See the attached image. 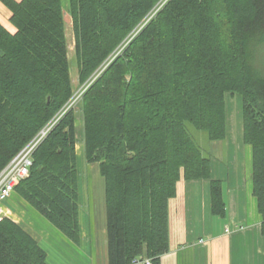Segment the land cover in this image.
<instances>
[{
	"label": "trees",
	"instance_id": "obj_1",
	"mask_svg": "<svg viewBox=\"0 0 264 264\" xmlns=\"http://www.w3.org/2000/svg\"><path fill=\"white\" fill-rule=\"evenodd\" d=\"M159 0H0V171L68 103ZM65 16L73 34L69 59ZM264 0H167L81 100L84 158L104 179L107 264L169 250V201L180 180L209 179L210 213L226 216L209 140L227 134V96L241 101L243 142L264 236ZM77 67V83L71 64ZM74 111L32 153L15 191L73 242L80 237ZM0 264H48L37 240L0 221Z\"/></svg>",
	"mask_w": 264,
	"mask_h": 264
},
{
	"label": "crops",
	"instance_id": "obj_2",
	"mask_svg": "<svg viewBox=\"0 0 264 264\" xmlns=\"http://www.w3.org/2000/svg\"><path fill=\"white\" fill-rule=\"evenodd\" d=\"M8 19L0 2V23L13 31ZM75 127L77 132L76 122ZM242 131L240 105L236 112L227 108L225 156L222 160L211 156V178L221 181L226 216L210 213L209 179L180 180L169 201V250L159 264H264L262 218L250 180L251 149L244 144ZM76 138L78 242L63 235L15 191L3 204L10 219L37 240L48 264H107L104 179L98 163L85 160L83 142Z\"/></svg>",
	"mask_w": 264,
	"mask_h": 264
},
{
	"label": "rangeland",
	"instance_id": "obj_3",
	"mask_svg": "<svg viewBox=\"0 0 264 264\" xmlns=\"http://www.w3.org/2000/svg\"><path fill=\"white\" fill-rule=\"evenodd\" d=\"M167 0H159L155 6L142 18V20L129 32V34L123 39V41L110 53L109 56L101 63V65L93 72V74L82 84L77 85V67L74 63L71 64V78L74 86H76L75 90L73 91V95L71 96L74 100L75 96L79 97L77 100H74V104L71 106L72 110L74 111L75 122L77 125V137L78 141L83 142V135H82V114H81V100L84 92L87 90L89 85H91L96 78H98L101 73L109 66L112 60L121 54L125 46L130 42V40L147 24V22L153 18L156 12L163 6V4ZM66 22V39L68 44V56L69 59L72 60L73 58V34L70 25V20L68 16H65ZM115 54V55H114ZM114 55V56H113ZM113 59H112V58ZM112 59V60H110ZM109 61V62H108ZM109 63V64H108ZM254 63L258 67H262L264 69V42L260 44L254 54ZM105 65V66H104ZM227 108L228 110L236 112L239 109V105L241 107L240 98L237 95L234 96H227ZM61 112V111H60ZM60 112L55 115L53 120L60 115ZM189 131L191 135L194 137L196 142L200 145L203 152L207 154L209 152L212 156H214L215 160H222L224 155L223 149V141H213L209 140L206 133L202 130H197L192 127H189ZM77 139V138H76ZM10 161V160H9ZM84 165V163H83ZM90 173L89 171L87 172ZM99 174V173H98ZM100 176V175H99ZM209 189V187H208ZM10 218V217H9Z\"/></svg>",
	"mask_w": 264,
	"mask_h": 264
},
{
	"label": "built area",
	"instance_id": "obj_4",
	"mask_svg": "<svg viewBox=\"0 0 264 264\" xmlns=\"http://www.w3.org/2000/svg\"><path fill=\"white\" fill-rule=\"evenodd\" d=\"M78 98L75 96L74 100ZM52 125L53 123L44 125L0 171V221L11 217L10 211L4 206L3 202L11 195L15 185L28 176L29 168L32 164V153L48 134ZM142 261L145 264H151L148 258H144Z\"/></svg>",
	"mask_w": 264,
	"mask_h": 264
},
{
	"label": "bare ground",
	"instance_id": "obj_5",
	"mask_svg": "<svg viewBox=\"0 0 264 264\" xmlns=\"http://www.w3.org/2000/svg\"><path fill=\"white\" fill-rule=\"evenodd\" d=\"M115 55V54H114ZM113 55V56H114ZM112 58V57H111ZM114 58V57H113ZM112 58V59H113ZM110 59V60H112ZM109 62V61H108ZM109 64V63H108ZM105 66V65H104ZM74 104V100L71 97V99L68 101V103L65 105V107L61 110L60 115L58 117H56L54 120L52 119L48 124L53 123V125L56 123V121L61 117V115H63V113L69 109H72L71 106ZM53 125L51 126V128L53 127ZM50 131V130H49Z\"/></svg>",
	"mask_w": 264,
	"mask_h": 264
}]
</instances>
